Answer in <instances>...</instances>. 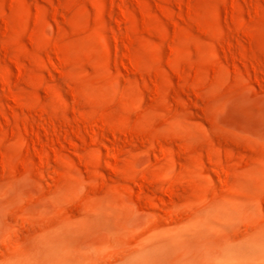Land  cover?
<instances>
[{
	"label": "rangeland",
	"instance_id": "rangeland-1",
	"mask_svg": "<svg viewBox=\"0 0 264 264\" xmlns=\"http://www.w3.org/2000/svg\"><path fill=\"white\" fill-rule=\"evenodd\" d=\"M196 218L264 234V0H0V264Z\"/></svg>",
	"mask_w": 264,
	"mask_h": 264
},
{
	"label": "clouds",
	"instance_id": "clouds-1",
	"mask_svg": "<svg viewBox=\"0 0 264 264\" xmlns=\"http://www.w3.org/2000/svg\"><path fill=\"white\" fill-rule=\"evenodd\" d=\"M224 212L227 209L220 207L213 215ZM209 223L196 218L176 227L149 231L126 264H162V258L178 253L187 257L180 264H264V234L216 243L208 239L212 235ZM49 239L55 242L58 233Z\"/></svg>",
	"mask_w": 264,
	"mask_h": 264
},
{
	"label": "bare ground",
	"instance_id": "bare-ground-1",
	"mask_svg": "<svg viewBox=\"0 0 264 264\" xmlns=\"http://www.w3.org/2000/svg\"><path fill=\"white\" fill-rule=\"evenodd\" d=\"M12 242H13V243H16L17 241H16V239H13Z\"/></svg>",
	"mask_w": 264,
	"mask_h": 264
}]
</instances>
